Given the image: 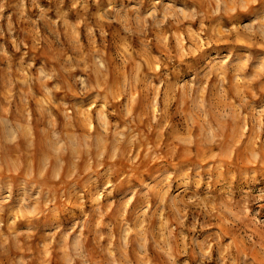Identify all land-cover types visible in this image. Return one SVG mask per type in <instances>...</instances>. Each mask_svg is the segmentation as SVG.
Returning a JSON list of instances; mask_svg holds the SVG:
<instances>
[{"label":"rangeland","instance_id":"374dc122","mask_svg":"<svg viewBox=\"0 0 264 264\" xmlns=\"http://www.w3.org/2000/svg\"><path fill=\"white\" fill-rule=\"evenodd\" d=\"M0 264H264V0H0Z\"/></svg>","mask_w":264,"mask_h":264}]
</instances>
